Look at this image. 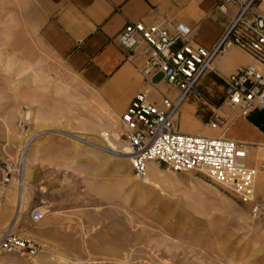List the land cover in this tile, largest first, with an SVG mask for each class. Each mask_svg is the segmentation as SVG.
<instances>
[{"label":"rangeland","instance_id":"obj_1","mask_svg":"<svg viewBox=\"0 0 264 264\" xmlns=\"http://www.w3.org/2000/svg\"><path fill=\"white\" fill-rule=\"evenodd\" d=\"M37 30L29 0H0V154L26 167L12 229L20 183L0 186V235L11 230L33 246L1 255L0 264H264V225L221 188L157 165L145 183L134 178L119 120L133 94L121 100L89 88ZM208 79L205 96L217 100L223 84ZM193 108L207 128L213 109ZM188 120L181 114L176 125L190 128ZM263 147L249 156L255 167ZM255 191L264 195V175Z\"/></svg>","mask_w":264,"mask_h":264},{"label":"built area","instance_id":"obj_2","mask_svg":"<svg viewBox=\"0 0 264 264\" xmlns=\"http://www.w3.org/2000/svg\"><path fill=\"white\" fill-rule=\"evenodd\" d=\"M264 0H224L218 9L226 13L229 6L238 10L223 36L211 50L191 45L187 32L165 20L150 24H126L117 40L121 48L144 56L139 90L120 115V137L131 154V172L145 183L149 164H156L174 173H194L224 190L249 209L250 218L264 225V195L255 191L257 172L264 174V161L258 170L248 165L247 144L222 136L184 134L176 121L182 105L193 103L209 107L203 83L213 72L215 59L235 47L250 57L252 64L240 66L223 80V101L235 117H245L264 110ZM161 75L167 92L153 87L152 79ZM211 110L206 125L211 129L225 126L228 117ZM203 112V110H202ZM27 117L19 120L24 127ZM23 164L0 154V186L22 182ZM42 210L35 208L31 220L39 222ZM29 240L11 231L0 235V256L31 252Z\"/></svg>","mask_w":264,"mask_h":264},{"label":"crops","instance_id":"obj_3","mask_svg":"<svg viewBox=\"0 0 264 264\" xmlns=\"http://www.w3.org/2000/svg\"><path fill=\"white\" fill-rule=\"evenodd\" d=\"M223 1L29 0L38 17V36L48 50L89 88L104 92L109 97L119 95L121 100H127L133 94L132 99L139 90L144 60V56L139 54L142 45L134 52L120 47L117 35L126 24H150L165 20L185 30L191 45L211 50L238 10V6H229L226 13L220 12L218 6ZM244 1L239 0L240 4ZM252 63L250 57L231 47L215 59L213 72L207 75L208 80L212 85L223 84V80L237 68ZM159 76L160 79L153 82ZM155 78L152 79L153 87L167 92L168 86L161 75ZM207 100L209 108H219L218 112L228 117V123L217 129L208 128L207 125L202 129L193 117V112H196L193 106L196 105L187 103L182 105L176 119L183 114L189 119L186 123L190 128L181 126L180 129L177 126L179 132L222 136L242 142L248 145L249 155L251 148L259 151L264 146V110L235 117L234 112L222 104L223 95L217 100L209 97ZM248 165L255 167L249 163V158Z\"/></svg>","mask_w":264,"mask_h":264},{"label":"bare ground","instance_id":"obj_4","mask_svg":"<svg viewBox=\"0 0 264 264\" xmlns=\"http://www.w3.org/2000/svg\"><path fill=\"white\" fill-rule=\"evenodd\" d=\"M115 138H116V140H119V137L118 136H116L115 135ZM127 149H128V147H127ZM252 149H254V147L253 148H251V151H252ZM130 154H131V152H130V150L128 149L127 151H126V153H124V155L123 156H125V157H128V159L127 160H129L130 161V163H131V158H129V156H130ZM23 164V177H22V183H20V187H19V191H20V194L18 195V200H17V205H16V210H15V213H14V215H13V223H12V225H11V227L9 228V229H12L13 228V225H16L17 224V221H18V218H19V214H20V212H21V209H22V203H23V196H24V193H25V189H24V186H25V182H24V175H25V169H26V167H25V165H24V163H22ZM151 165H156V164H149V166H151ZM260 165V164H259ZM258 165V166H259ZM149 166H148V168H149ZM258 166H256L255 168L258 170ZM153 167H155V166H153ZM261 175H264L263 173H260V172H257V176H256V178H255V182H256V179L259 177V176H261ZM11 231V230H10Z\"/></svg>","mask_w":264,"mask_h":264}]
</instances>
